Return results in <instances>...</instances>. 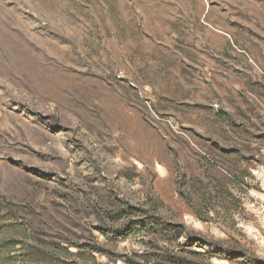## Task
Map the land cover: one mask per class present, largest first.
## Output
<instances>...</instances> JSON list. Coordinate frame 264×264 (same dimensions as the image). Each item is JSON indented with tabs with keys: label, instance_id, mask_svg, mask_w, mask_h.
<instances>
[{
	"label": "rangeland",
	"instance_id": "obj_1",
	"mask_svg": "<svg viewBox=\"0 0 264 264\" xmlns=\"http://www.w3.org/2000/svg\"><path fill=\"white\" fill-rule=\"evenodd\" d=\"M0 238L264 264V0H0Z\"/></svg>",
	"mask_w": 264,
	"mask_h": 264
},
{
	"label": "trees",
	"instance_id": "obj_2",
	"mask_svg": "<svg viewBox=\"0 0 264 264\" xmlns=\"http://www.w3.org/2000/svg\"><path fill=\"white\" fill-rule=\"evenodd\" d=\"M9 231H13V228H10ZM7 233H9V232H7ZM1 237H4V235H2ZM4 243H6V240H4V238H0V245L4 244Z\"/></svg>",
	"mask_w": 264,
	"mask_h": 264
}]
</instances>
